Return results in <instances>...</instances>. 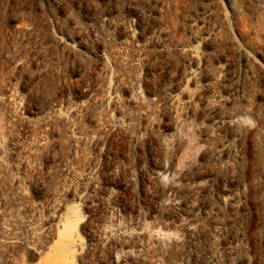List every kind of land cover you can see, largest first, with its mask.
Instances as JSON below:
<instances>
[{
	"label": "rangeland",
	"instance_id": "1",
	"mask_svg": "<svg viewBox=\"0 0 264 264\" xmlns=\"http://www.w3.org/2000/svg\"><path fill=\"white\" fill-rule=\"evenodd\" d=\"M0 264H264V0H0Z\"/></svg>",
	"mask_w": 264,
	"mask_h": 264
}]
</instances>
